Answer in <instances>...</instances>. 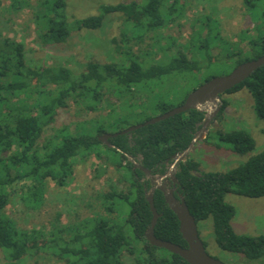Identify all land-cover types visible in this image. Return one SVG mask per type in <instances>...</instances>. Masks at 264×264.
I'll use <instances>...</instances> for the list:
<instances>
[{
    "label": "trees",
    "instance_id": "16d2710c",
    "mask_svg": "<svg viewBox=\"0 0 264 264\" xmlns=\"http://www.w3.org/2000/svg\"><path fill=\"white\" fill-rule=\"evenodd\" d=\"M29 0H9L7 10L16 12L27 6ZM144 0L141 3L102 5L101 14L75 20L77 31L101 30L106 18L111 14L124 17L123 22L138 32L141 38L148 33L157 32L173 21L176 0ZM264 0H242L248 10L257 8ZM65 0H36V17L44 22L40 25L41 37L45 44L59 45L71 37L72 27L65 16ZM44 13L43 15H41ZM3 14L0 0V18ZM262 31L251 42L249 55L243 59L242 52L230 55L209 56L208 47L199 41L178 43L168 39L166 47L160 48L165 54V62H138L130 59L129 64L96 62L80 66L81 70L72 72L64 65L33 68L28 64L24 46L5 35L0 30V252L2 264H41L35 256L44 253L62 260L70 257L68 264H124L123 254L134 256L136 264H187L179 256L151 246L145 238L150 226L152 213L146 200L152 190L150 181L135 168L129 158L138 162L153 176L164 175L173 162V156L184 152L195 134L199 131L206 115L197 110L175 115L152 125L143 126L129 134L121 135L125 129L119 126L126 121L114 122L118 134L108 139L114 148H108L99 138L106 134L102 127L105 123L91 120L87 127L78 126L73 134L67 128L57 131L45 139H40L45 128L49 127L58 109L67 107L69 98L88 100L98 105L103 101L104 92L112 91L117 98H133L134 92L141 91L152 82L163 83L195 78L202 70L211 69L218 62L237 65L255 60L264 54V10L260 15ZM207 24L210 17H205ZM203 28V27H202ZM156 34V33H155ZM198 37L201 36L200 34ZM218 37V35H215ZM156 39V38H155ZM154 40V39H153ZM156 41V40H155ZM157 42V41H156ZM220 42L227 46L222 40ZM159 42L157 43V45ZM197 46L202 58L190 59L186 52ZM117 49L118 44H116ZM230 46V44H228ZM124 55L129 54V50ZM206 54V55H205ZM248 54V53H247ZM126 58H130L126 56ZM224 59V60H223ZM214 76L206 75L200 81H208ZM34 82V84H33ZM139 87V88H138ZM50 88H54L51 90ZM105 90V91H104ZM246 90L253 98V110L256 117L264 120V66L253 72L248 79L233 87L223 95H231ZM189 90L179 105L183 103ZM36 97V103L28 101ZM222 108L207 128L204 141L214 133L221 144L231 147L238 155L251 153L255 148L253 138L243 130L231 132L211 131V124L218 120L228 103L222 100ZM95 107H88L90 111ZM33 109L35 113L33 114ZM160 115L173 107L165 104L155 106ZM146 119L144 122L149 120ZM143 122V123H144ZM141 123V124H143ZM118 124V125H117ZM99 125V127H95ZM96 129V130H95ZM110 157L112 164L122 169L123 176L119 184L124 187L111 188L99 197L109 204V212L123 216L115 224L105 217L98 216L82 226L71 227L63 231L56 229L47 235L43 232L23 231L14 227L13 222L3 216L2 211L9 204L6 188L18 180L31 181L26 188L23 201L37 209L43 202L45 182L54 181L58 187L66 185L73 174V160L79 155H98L99 146ZM10 153L5 159L2 155ZM16 168V175L10 178L9 167ZM200 163L192 157L177 164L174 177L177 181L176 192L181 195L196 224L212 219L213 239L222 251L243 256L249 261L264 264V235L249 236L235 232L232 220L236 210L225 201V196L233 194L248 199L264 198V150L250 157L242 165L227 172H200ZM176 194V196H177ZM153 204L159 217L154 236L171 242L181 248L187 244L179 232V221L165 204L159 190L153 194ZM120 219V218H119ZM123 226L132 230L133 239L128 240ZM62 234V235H61ZM65 234L66 237L63 236ZM204 246L205 243H203ZM137 254V256H135ZM28 257V261H25Z\"/></svg>",
    "mask_w": 264,
    "mask_h": 264
},
{
    "label": "rangeland",
    "instance_id": "374dc122",
    "mask_svg": "<svg viewBox=\"0 0 264 264\" xmlns=\"http://www.w3.org/2000/svg\"><path fill=\"white\" fill-rule=\"evenodd\" d=\"M65 1V16L72 27L71 37L66 43L50 45L45 44L41 37L40 25L44 21L36 17V0H29L26 7L16 12L7 10L9 0H1L3 14L0 18V30L3 35L23 44L28 64L33 68L64 65L74 73L81 70L80 66L89 62L129 64L130 59H136L140 63L165 62V54L160 48L166 47L170 38L180 44L194 38V41L204 43L208 47L207 55L212 57L220 55L224 57L232 52L241 51L244 59L249 55L251 42L258 38L263 28L260 15L264 10V2L256 6L257 8L248 10L242 0H176L173 21L163 29L141 38L138 37V32L123 22L124 17L119 14L109 15L101 30L84 32L75 30V20L101 14L102 5L141 3L144 0ZM173 2L169 0L167 4ZM205 17H210L208 24ZM199 34L201 39L198 37ZM197 46L193 44V49L186 52L188 58L199 60L202 58L203 54L197 51ZM127 50L130 54L129 59L126 58L129 54L124 55ZM232 69V63L226 60L218 62L211 69L202 70L195 78L189 76L184 80H174L173 83L152 82L140 87L138 90L141 91L134 92L133 98H117L112 91L104 90L103 101L93 106L88 100L69 98L66 101L67 107L58 109L53 123L45 128L40 145L45 139L65 128L72 135L76 127L81 124L87 127L91 120L108 122L111 119V122L102 126L107 134L115 131L114 122L118 120L126 121L124 125L119 126L121 129L139 125L148 118L160 115L155 109L156 105L165 104L175 108L189 90L200 86V81L204 80L206 75L220 77L227 75ZM221 100L226 101L228 106L222 116L211 124V131L220 130L225 133L235 130L246 131L253 138L255 148L251 153L238 155L232 152L229 145L221 144L212 133L206 141L203 138L195 143L188 154L200 163V172H227L264 150V120L256 117L252 96L246 90H242L235 94L222 95ZM35 103L36 97L28 101L29 105ZM88 107L95 108L90 111ZM33 111L34 114L36 110ZM103 148L101 145L98 149L95 148L99 151L100 157L92 154L79 155L75 158L72 161V177L63 187H58L54 181H46L43 202L37 209L22 200L27 193L26 188L33 184L31 181L18 180L8 185L6 190L9 193V204L2 211L3 216L13 222L18 230L28 232L37 230L44 235L52 232L54 228L65 231L71 227L82 226L83 223L98 216L120 224L121 220L124 221L123 216L120 214L118 217L117 212H109L107 210L109 204L100 199V195L107 193L111 188L124 187L123 184H119L123 176L122 169L112 164L110 156ZM9 155L10 153H6L2 157L5 159ZM8 175L10 178L15 177L16 168L9 167ZM145 180L150 181L147 177ZM163 183H169L166 185L172 188L170 177ZM151 187L153 188V185ZM225 201L236 210L235 217L238 221L233 222L235 227L237 224L242 225L245 234L250 236L264 235V198L248 199L228 194ZM196 226L199 238L205 243V251L210 257L223 264H261L260 261H249L241 255L218 249L213 239L211 218L199 222ZM123 228L128 240H132V230L127 226ZM63 236L66 237L65 234ZM35 258H39L41 264H68V261H71L70 257L62 256L60 260L44 253ZM25 261H28V257H25ZM123 262L136 264L134 256L126 252L123 254ZM2 263L4 259L0 252V264Z\"/></svg>",
    "mask_w": 264,
    "mask_h": 264
},
{
    "label": "water",
    "instance_id": "95a60500",
    "mask_svg": "<svg viewBox=\"0 0 264 264\" xmlns=\"http://www.w3.org/2000/svg\"><path fill=\"white\" fill-rule=\"evenodd\" d=\"M264 66V54L255 60L241 63L233 68L230 73L220 77H212L206 82H203L200 86L190 92L183 103L168 112L158 115L144 122L143 124L131 126L122 132L121 135L129 134L132 131L142 128L143 126L152 125L159 121H163L170 117L178 114L188 112L189 110H197L206 115L201 128L195 134L193 140L189 144L188 148L178 154L173 156V162L168 168L167 172L162 176H153L150 171L144 169L138 162H135L132 158H129L135 168H138L144 173V175L149 178L151 185H153L152 190L146 196V200L149 204L150 211L152 213V219L150 226L145 234L146 241L153 247L163 249L170 254L179 256L187 264H223L222 262L210 257L206 251L205 246L199 238L196 222L192 215L190 214L184 199L181 195L176 192L177 181L174 177L177 164L184 161L191 148L199 140L203 139L207 128L209 127L211 121L216 117L222 108L221 96L231 90L233 87L241 84L250 75L255 72L258 68ZM118 134H103L99 140L106 145L108 148H114L108 139L117 136ZM173 173V174H172ZM172 180V188H169L164 184V180L167 178ZM155 190H159L163 196L165 204L168 208L175 214L179 221V232L186 242L187 247L181 248L171 242L163 241L157 239L154 236L155 225L161 216L157 213L153 204V194ZM177 194V196H176Z\"/></svg>",
    "mask_w": 264,
    "mask_h": 264
},
{
    "label": "crops",
    "instance_id": "0c3cea01",
    "mask_svg": "<svg viewBox=\"0 0 264 264\" xmlns=\"http://www.w3.org/2000/svg\"><path fill=\"white\" fill-rule=\"evenodd\" d=\"M236 214V213H235ZM234 220V221H233ZM233 220H232V226H233V229L235 230V232L236 233H238V234H240V235H247V234H245V229H244V227L242 226V225H238L237 224V226L235 227L234 226V224H233V222H235L236 220H237V218L234 216V218H233ZM238 221V220H237ZM240 221V220H239ZM250 236V235H249ZM260 236V235H259Z\"/></svg>",
    "mask_w": 264,
    "mask_h": 264
}]
</instances>
